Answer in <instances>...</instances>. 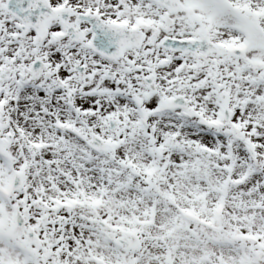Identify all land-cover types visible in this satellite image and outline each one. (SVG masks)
<instances>
[{
  "label": "snow or ice",
  "instance_id": "1",
  "mask_svg": "<svg viewBox=\"0 0 264 264\" xmlns=\"http://www.w3.org/2000/svg\"><path fill=\"white\" fill-rule=\"evenodd\" d=\"M0 264H264V0H0Z\"/></svg>",
  "mask_w": 264,
  "mask_h": 264
}]
</instances>
